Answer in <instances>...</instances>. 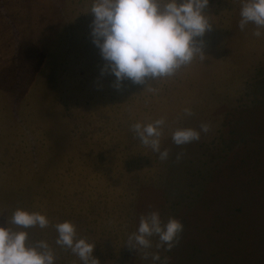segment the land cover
Returning <instances> with one entry per match:
<instances>
[{
	"label": "rangeland",
	"instance_id": "1",
	"mask_svg": "<svg viewBox=\"0 0 264 264\" xmlns=\"http://www.w3.org/2000/svg\"><path fill=\"white\" fill-rule=\"evenodd\" d=\"M93 3L0 0V226L17 207L46 215L48 227L24 230L55 264H83L55 243L64 221L100 264H264V29L240 30L242 0H209L204 60L117 89L101 74ZM160 118L163 161L131 128ZM202 123L198 141L174 144L175 129ZM152 211L183 224L170 251L156 236L127 245Z\"/></svg>",
	"mask_w": 264,
	"mask_h": 264
},
{
	"label": "clouds",
	"instance_id": "2",
	"mask_svg": "<svg viewBox=\"0 0 264 264\" xmlns=\"http://www.w3.org/2000/svg\"><path fill=\"white\" fill-rule=\"evenodd\" d=\"M209 0H94L90 12L94 19L90 25L93 43L99 48L105 61L101 74L114 75L113 87L119 89L126 79L136 84L169 78L184 66L192 63L203 53V37L211 30L209 14L204 10ZM239 28L243 31L249 23L256 30L253 35L261 37L264 29V0H242ZM146 89L156 92L149 82ZM184 114L193 115L190 108ZM164 118L148 123L137 122L131 126L140 142L166 160L169 152L161 151ZM210 125L202 123L200 131L192 128H177L172 140L182 146L200 139V132L207 133ZM180 155L177 156V159ZM46 215L17 207L12 211L6 226H0V264H55V254L45 240L29 244L28 232L24 229L49 226ZM14 226V227H13ZM57 232L56 245L70 249L83 264H100L93 257L95 244L86 238H78L76 226L71 221L54 225ZM183 224L174 217L162 221L158 211L141 215L136 232L129 235L127 245L136 250L150 249L151 237L159 239L157 248L166 245L170 251L178 242ZM160 261L159 253L144 252V259ZM167 264V258L162 262Z\"/></svg>",
	"mask_w": 264,
	"mask_h": 264
}]
</instances>
